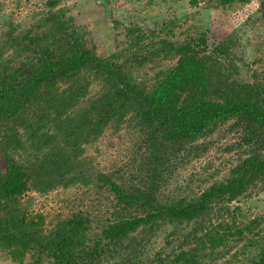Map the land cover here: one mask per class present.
I'll return each instance as SVG.
<instances>
[{
  "label": "trees",
  "instance_id": "1",
  "mask_svg": "<svg viewBox=\"0 0 264 264\" xmlns=\"http://www.w3.org/2000/svg\"><path fill=\"white\" fill-rule=\"evenodd\" d=\"M47 3L0 37L1 146L26 154L10 167L20 178L0 186V255L10 264H264V211L245 200L252 188L264 200L259 59L247 61L230 37L171 40L136 24L124 28L127 45L103 57L67 8ZM124 120L141 141L128 183L83 156L85 144ZM224 125L235 135L225 148L238 151L234 164L200 192L182 193L188 185L172 180L175 170ZM72 185L106 189L109 215L97 222L74 211L45 228L19 202L29 188Z\"/></svg>",
  "mask_w": 264,
  "mask_h": 264
},
{
  "label": "rangeland",
  "instance_id": "2",
  "mask_svg": "<svg viewBox=\"0 0 264 264\" xmlns=\"http://www.w3.org/2000/svg\"><path fill=\"white\" fill-rule=\"evenodd\" d=\"M48 1L0 0V37L8 22L29 24L31 15L45 10ZM50 1H54L57 7L67 8V15L89 33L95 52L103 57L127 45L124 28L136 24L143 32L154 31L171 40L194 37L200 32H206L210 40L223 37L237 39V50L242 57L250 62L258 58L252 68L264 71V0H249L244 4L224 7L213 6L206 0H195L193 3L191 0ZM149 67L150 64L144 65L145 69ZM225 127L220 126L202 140L206 148L197 158L175 170L172 180L176 184L188 185L184 190L181 187L182 193L200 192L213 179L226 174L229 165L234 164L238 151L225 148L235 141V135L227 133ZM140 142L134 122L124 120L117 130L108 125L97 140L85 144L83 156L90 159L94 170L112 174L117 182H134L137 177L133 178V175L140 162ZM23 153L5 155L0 140V186H9L20 178V174L10 167L25 158ZM37 189L26 190L19 196V202L29 214H40L45 228L74 211L93 215L99 222L112 210L108 191L92 185ZM257 189H250L245 200L254 205V210L251 209L254 213H262L264 200L258 204L262 194ZM159 239L155 249L162 243ZM0 264L10 262L0 255Z\"/></svg>",
  "mask_w": 264,
  "mask_h": 264
}]
</instances>
